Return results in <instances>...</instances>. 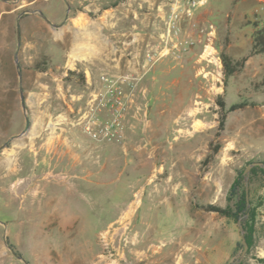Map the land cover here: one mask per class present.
Returning a JSON list of instances; mask_svg holds the SVG:
<instances>
[{"label": "rangeland", "instance_id": "rangeland-1", "mask_svg": "<svg viewBox=\"0 0 264 264\" xmlns=\"http://www.w3.org/2000/svg\"><path fill=\"white\" fill-rule=\"evenodd\" d=\"M114 1L0 0V264H229L239 220L202 205L235 208L241 173L257 223L239 264H264V0L197 8L179 24L181 46L195 41L181 59L165 39L174 0ZM222 53L247 57L228 79ZM220 96L244 105L223 130Z\"/></svg>", "mask_w": 264, "mask_h": 264}, {"label": "trees", "instance_id": "trees-1", "mask_svg": "<svg viewBox=\"0 0 264 264\" xmlns=\"http://www.w3.org/2000/svg\"><path fill=\"white\" fill-rule=\"evenodd\" d=\"M124 0H115L113 2V6L118 5ZM256 28L253 35V47H252V54H259L264 53V24L260 25L259 23L255 24ZM223 66H224V73L226 79L233 76L237 72H239L242 67L244 66L247 57L242 59L236 60L228 53L221 54ZM46 64L47 62L43 60V62H39L36 64L37 68L45 71V67H42L41 64ZM22 67V65H21ZM1 70V69H0ZM75 73V72H70ZM1 74V71H0ZM84 79V76H81ZM218 104L220 106V119H219V129L223 130L226 125V120L228 113L230 111H234L243 107L242 103H234L229 108H227L226 102L223 99V96L218 98ZM222 147L221 143H217L213 147V155L217 154ZM261 160H257L259 162ZM264 162V160L262 161ZM264 172V168H260ZM230 196H234L236 198L235 208H232L230 205L224 206L218 203H208L203 204L202 207L208 211L217 212L221 215L227 217H234L239 220L243 215L248 214L247 218L242 220L243 226L245 228V237L249 246H252L255 242V227L257 223V210L251 203V206L248 207V200H247V185L244 179L243 174L241 173L235 182L231 186ZM14 247L13 244H10ZM20 254L19 252H17Z\"/></svg>", "mask_w": 264, "mask_h": 264}, {"label": "built area", "instance_id": "built-area-1", "mask_svg": "<svg viewBox=\"0 0 264 264\" xmlns=\"http://www.w3.org/2000/svg\"><path fill=\"white\" fill-rule=\"evenodd\" d=\"M210 0H174L171 3V13L168 20L167 36H165L167 42L173 44V54L176 58H183L187 48L191 47L195 41L191 40L187 42L188 45L183 47L180 44L178 39L179 35V24L183 19H190L193 17L194 12L200 6L206 4ZM211 28H214L213 25H210ZM170 50V49H169ZM114 105H113V115H114V124L120 125L122 122V116L124 111V99L121 92L115 93ZM107 135L110 134V126H106ZM94 137H98V132H95Z\"/></svg>", "mask_w": 264, "mask_h": 264}, {"label": "water", "instance_id": "water-1", "mask_svg": "<svg viewBox=\"0 0 264 264\" xmlns=\"http://www.w3.org/2000/svg\"><path fill=\"white\" fill-rule=\"evenodd\" d=\"M65 1H66L67 5H68V11H69L70 10V7H71V4H70L69 0H65ZM28 11H30V12L38 11L48 22H50V23H52L54 25H58V24L53 23L39 9H37V10L36 9H31V10H28ZM24 12H26V11H22L21 14H23ZM17 36H18V46H17L16 52H15V63H16L18 75L20 77V96H21V102H22V106H23L24 110H26V101H25V98H24V89H23V84H22V67H21V61H20V50H21V46H22V37H21V27H20V19L19 18H18V21H17ZM29 125H30V118L28 116H26V128L24 129V131L22 133L18 134V135L13 136L9 140H7L6 143L2 147H5L13 138L20 137L21 135H23L24 133H26L27 130L29 129ZM0 149H1V147H0ZM263 166H264V164H263ZM251 167H252V164H249L246 167L245 174H248L250 172ZM247 192H248V187H247ZM247 200H248V207H249L250 206V201H249V195H248V193H247ZM247 217H248V214H245V215H243L239 219V225H240V229H241V233H242V243L244 245V249L241 252V254L237 258H235L232 262H230L229 264H239V263H241L244 260L246 254H247V251L249 249V244H248L247 239L245 237V228H244L243 223H242V220L244 218H247ZM9 248L12 250V252L18 258L23 259V256L21 254H18L14 250V248L12 246H10V244H9ZM26 264H29V263L26 262Z\"/></svg>", "mask_w": 264, "mask_h": 264}, {"label": "bare ground", "instance_id": "bare-ground-1", "mask_svg": "<svg viewBox=\"0 0 264 264\" xmlns=\"http://www.w3.org/2000/svg\"><path fill=\"white\" fill-rule=\"evenodd\" d=\"M134 205V204H133Z\"/></svg>", "mask_w": 264, "mask_h": 264}]
</instances>
